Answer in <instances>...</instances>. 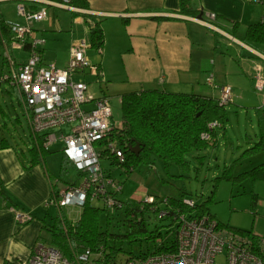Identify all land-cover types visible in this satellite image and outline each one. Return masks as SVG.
Wrapping results in <instances>:
<instances>
[{
    "label": "crops",
    "instance_id": "1",
    "mask_svg": "<svg viewBox=\"0 0 264 264\" xmlns=\"http://www.w3.org/2000/svg\"><path fill=\"white\" fill-rule=\"evenodd\" d=\"M86 1L87 8L71 5V8H65L39 0H0V16L5 21H22L16 13L17 4L22 3L29 9L46 6V17L33 23L34 34L44 39L38 47L41 58L61 67L67 62L70 46L82 39L87 41L89 58V23L99 21L104 34L103 45L95 49L97 57L90 61L99 67L100 77L94 81L98 82L100 94L107 97V92L120 96L124 92L151 88L217 96L215 62L203 49L208 45L215 46L220 40L233 52L228 59L230 64L243 70L244 62L251 80L258 65L264 76V43L247 44L244 41L246 27L264 21V0H191L193 8L203 11L202 20L212 26L200 22L199 16L180 13L179 0ZM59 11L68 12L63 23ZM206 13H213L214 19H209ZM0 45L1 73L7 69L6 62H2L6 52L16 62H24L28 57L27 47L19 48L11 41L8 46L0 41ZM209 73L213 74L214 86L206 82ZM8 89L17 97L27 133L18 143L6 138L8 147L0 148V261L9 259L19 264L28 257L36 242H44L47 233L42 225L49 217L42 208L47 210L49 206L45 207L44 203L50 194L67 183L61 184L58 175L48 169L47 153L41 162L30 164L29 148L37 144L40 136L31 135L18 92L8 86L5 88L7 93ZM247 140L249 143L254 139L248 137ZM56 142L61 143L58 149L61 152L63 144L60 140ZM13 207L30 212L31 219L24 224L18 223Z\"/></svg>",
    "mask_w": 264,
    "mask_h": 264
},
{
    "label": "built area",
    "instance_id": "2",
    "mask_svg": "<svg viewBox=\"0 0 264 264\" xmlns=\"http://www.w3.org/2000/svg\"><path fill=\"white\" fill-rule=\"evenodd\" d=\"M39 1L71 8L68 0ZM16 10L22 21H6L11 42L27 47L29 54L24 62H16L8 52L5 53L7 69L0 74V85L6 83L18 92L30 133L36 138L40 136L41 149L49 150L53 143L60 140L63 144V157L82 176L79 182H70L61 190L52 192L44 205H54L59 212H63V205L68 206L78 213V218L82 207L88 203L101 208L104 216L113 215L124 206V199L118 195L122 185L102 167L101 160L104 157L124 171L121 166L124 161L122 149L113 139L104 142L120 126V122L118 124L112 120L108 97L104 94L94 95L89 89V81L84 78L85 75L94 76L95 79L100 77L98 65L88 58L87 41L82 39L70 46L64 66L45 62L38 49L44 39L34 34L33 23L46 17L47 7L43 5L29 9L19 3ZM206 16L209 19L215 17L213 13H206ZM200 22L212 26L208 21L201 19ZM253 81L255 89H264V76L258 65L254 68ZM206 82L214 86L212 73L208 74ZM217 88L219 104L230 103L232 88L228 85ZM217 127H221L218 120L208 123L209 129ZM200 136L208 140L210 132L204 131ZM103 149L113 158L104 154ZM95 201L101 204L95 205ZM133 201L150 214L155 213L157 219L167 214L168 203L164 196L146 194ZM183 202L188 207L194 205V200L189 197H185ZM12 211L20 224L28 222L32 217L30 212L14 207ZM175 217L176 242L172 251L132 256L116 264H212L219 254L224 255L225 264H264V232L258 234L252 231L253 235L246 234L219 224L216 218L207 213L198 216L178 213ZM77 218L68 213L72 223ZM100 256V251L95 252L83 246L71 247V255L67 256L53 244L38 241L28 257L19 264H101L97 260ZM0 264L18 263L4 259Z\"/></svg>",
    "mask_w": 264,
    "mask_h": 264
},
{
    "label": "trees",
    "instance_id": "3",
    "mask_svg": "<svg viewBox=\"0 0 264 264\" xmlns=\"http://www.w3.org/2000/svg\"><path fill=\"white\" fill-rule=\"evenodd\" d=\"M62 1V0H55ZM68 4L74 7L87 8L86 0H68ZM180 13L202 17L203 11L192 7L191 0H179ZM201 13V14H200ZM104 34L99 21L89 23V43L93 49H100L103 45ZM0 41L4 46H8L11 41L10 29L7 22L0 16ZM244 41L247 44L264 43V21L249 24L244 33ZM2 62H6L5 56ZM121 120L120 126L104 139L114 140L124 153V161L121 166L126 171V175L134 170L140 163L153 164L155 158L160 160L162 168L169 173L172 166L179 170L186 171L189 161L186 154L205 148L209 144L215 143V129H209L208 123L212 120L221 122V127L226 119L224 105L219 104L217 96H203L193 93L171 92L161 89H140L124 92L120 95ZM17 121L16 118H14ZM256 138L249 142L242 154L251 155L264 152V109H256ZM204 131L210 132V139L201 138ZM41 139L29 148L30 164L39 163L47 153L41 149ZM8 140L0 137V148L8 147ZM39 145V146H38ZM104 154L108 151L102 150ZM241 154V155H242ZM111 157V155H109ZM198 155V159H202ZM113 158V157H111ZM71 166L64 158L60 161V174ZM234 162L223 166L220 174L214 177L212 193L217 183L221 179L231 181L249 180L264 181V160L247 169L233 173ZM67 184L70 182H66ZM66 184L64 185V187ZM55 192V191H53ZM161 197V195H154ZM167 214L163 218H156V214H150L140 208L136 201L124 200L117 219L111 222L114 214H106L104 224L101 223L102 209L86 203L80 212L77 220L72 223L63 212H57L53 221L43 223L44 231L50 233V242L65 255H71V247H89L91 250L101 252L97 260L101 264H116L127 260L132 256H143L149 253L172 251L175 248L176 215L184 213L188 216H198L208 212L207 202L211 201V195L204 201L195 202L193 207H188L183 199L184 192L180 191L177 196H167ZM257 202L255 193L251 195V206L254 208ZM251 208V209H252ZM215 218V217H214ZM162 220H167L165 235L162 234L159 224ZM218 221V220H217ZM219 224H221L218 221ZM223 225V224H221ZM111 226H123V232H115ZM152 226V227H150ZM230 227L227 225H223ZM233 228V227H230ZM246 234L253 235L251 229L233 228ZM141 236V237H140ZM127 238L130 243L145 241L158 242L153 250L149 248L138 254L129 253L124 259L118 258L122 252L121 244L117 239Z\"/></svg>",
    "mask_w": 264,
    "mask_h": 264
},
{
    "label": "rangeland",
    "instance_id": "4",
    "mask_svg": "<svg viewBox=\"0 0 264 264\" xmlns=\"http://www.w3.org/2000/svg\"><path fill=\"white\" fill-rule=\"evenodd\" d=\"M57 13L61 22H65L68 12L59 11ZM6 21L14 22L18 20L7 19ZM17 47L22 48L20 45H17ZM228 49L230 47L226 46L223 40H220L215 46L208 45L203 49L204 52L207 51L212 55V60L215 62V70L217 72L215 82L219 86H230L233 100L224 105L226 119L222 127L215 129V143L186 154V159L189 161V167L186 171L172 166L169 173H167L163 170L158 158H155V162L151 165L140 163L128 175H126V171L120 169L112 161L104 159V157H102L103 159L101 158V164L115 179L120 181L122 190L118 195L124 200L141 199L146 194L177 196L182 191L184 196L193 199L195 202H201L211 195L212 200L207 202L208 212L221 224L244 230L251 229L255 233L262 234L264 232V181L251 183L247 179L234 182L221 179L212 193L214 177L221 173L223 166L234 162L233 173H237L264 160V152L251 155L242 154L243 150L249 145L248 137L251 139L256 138V109L259 107L264 109V89L262 91L255 89L253 76L251 80L250 72L246 68L247 65L244 66V62L242 63L243 70L235 63L234 66L228 62L229 56L233 53ZM14 51L22 52L23 50ZM88 53L91 61L96 59L97 51L95 49L89 48ZM1 54L2 48L0 45ZM19 57L22 58L20 55ZM85 79L90 83L89 89L91 92L94 95H99L100 91L98 82L94 81L95 77L86 75ZM7 87L6 83L0 85V137L3 136L12 143H18L21 137L25 138L26 136V121L21 107L17 103L15 93L10 91V89H8L9 93H7L5 91ZM107 94L112 120L114 123L119 124L121 120L120 96L115 93L111 94V92H107ZM14 118L19 119L18 122ZM60 146V142L51 145L45 157L48 169L55 176L60 173L62 155L58 150ZM198 155L203 156L201 160L197 158ZM81 177L73 166H69L60 174V183L79 182ZM253 193L257 196L254 208L251 206V195ZM94 204L99 206L101 203L95 201ZM47 210L42 208L43 213L46 212V216L49 217L48 222L51 223L57 214V209L54 205H49ZM62 211L66 217H68V213L73 218L78 216L77 212H70V208L65 205L62 206ZM117 215L115 213L112 216V223L117 219ZM104 222L105 216L102 215L101 223L104 224ZM160 223V230L165 235L167 220H162ZM111 229L115 232H123L124 227L111 226ZM46 233L47 235L43 241L51 243L50 233ZM117 240L122 247V252L118 254V258L121 259L126 258L129 253L138 254L148 248L153 250L155 245L158 244L157 241H145L143 239H141L140 243H130L127 238ZM212 264H225L224 255H217Z\"/></svg>",
    "mask_w": 264,
    "mask_h": 264
}]
</instances>
